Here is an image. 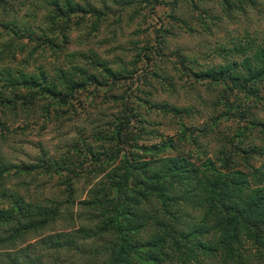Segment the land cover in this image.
Segmentation results:
<instances>
[{
    "label": "trees",
    "instance_id": "16d2710c",
    "mask_svg": "<svg viewBox=\"0 0 264 264\" xmlns=\"http://www.w3.org/2000/svg\"><path fill=\"white\" fill-rule=\"evenodd\" d=\"M135 2L148 6L165 4L172 6L173 11L178 9V0H134L133 3L122 0L120 11ZM256 3L257 0H216L222 17L227 20L253 8ZM48 6L52 10L48 25L53 30L58 27L63 42H66L65 31L72 17H78L72 23L77 27L80 17L91 18L87 28L93 33L107 16L88 1L81 5L73 0H48ZM188 7L205 17L209 24L220 20L209 9H201L200 0H190ZM4 9V0H0V10ZM199 15L197 18L201 21ZM169 17L186 26L180 15ZM12 22L2 24V29L9 30L11 36L18 39L16 23ZM185 30L191 29L187 26ZM25 31L27 34V29ZM162 33L173 34L168 30ZM26 38L32 41L30 32ZM229 41V47H221L216 53L222 63L207 70H194L195 60L174 52L181 67L180 78L190 76L193 82L206 81V91H218V101L211 105L225 109L221 117L236 118L248 128L256 129L264 140V122L249 109L255 102L264 110V37L244 32L241 37ZM46 47L52 53L58 49L53 40H49ZM150 49L143 47L147 55L137 53L136 58L153 62L155 66ZM157 53L153 51L155 57L160 56ZM31 56L32 51H29L17 62L16 68L0 72L1 140L4 133L8 135L9 132L7 118L15 117L17 108L22 113L39 110L46 119L51 108L55 120H69L78 113L71 103L76 93L88 88L94 93L103 88L109 90L117 82L130 79L134 73L122 67L112 69L92 51L66 53L63 66L52 67L51 76L41 65L34 67L37 72L29 73L26 68L35 62ZM4 57L15 60L9 51ZM147 72L142 77L143 86L152 87L147 80L159 79L160 86L172 87L173 83L165 82L167 78L158 71ZM23 89L25 92L20 93ZM144 95L150 96V93ZM111 98L120 101V115L94 128L90 134L98 149L107 148V151L93 150L87 145V136H78L71 148L77 157L81 152L85 157L91 154L92 164L88 169L84 156L74 162L63 157L60 163L52 161L49 164L59 175L61 171L66 172L62 184L67 200L73 182L104 173L90 187L87 198L81 201L84 212L79 216L81 224L76 229L49 232L59 217L60 204L54 199L24 201L6 186L9 171L14 167L0 160V205H3L0 208V264H264V159L258 166L248 162L250 156L264 157V151L249 142L242 144L247 136L237 131L235 137L240 138L232 144V154L219 150L214 157L201 156L196 145L198 135L184 134L189 127L179 124L184 131L176 135L175 140L171 136L162 138L153 131L161 140L151 145L150 151L155 154L169 151L170 154L145 160L137 154L140 149L137 142L144 134V127L135 128L134 125L146 122L140 113L136 115L138 110L149 105L173 116H189V108L150 104L146 98H134L135 101L129 102L126 95ZM36 100L45 103L38 107ZM6 111L12 114L7 116ZM243 126L241 130L247 127ZM210 130L206 124L196 129L203 136ZM184 143L193 146L194 153L184 150L181 146ZM109 146L114 147V151ZM102 155L104 160L100 158ZM234 155L240 158L235 159ZM102 164H110V169L106 170ZM14 169L17 170L13 172L15 176L26 170ZM28 237L35 240L29 243L25 241ZM24 242V246L15 248L16 244Z\"/></svg>",
    "mask_w": 264,
    "mask_h": 264
},
{
    "label": "rangeland",
    "instance_id": "374dc122",
    "mask_svg": "<svg viewBox=\"0 0 264 264\" xmlns=\"http://www.w3.org/2000/svg\"><path fill=\"white\" fill-rule=\"evenodd\" d=\"M73 1L81 5L88 1L95 8L102 9L107 16L97 31L93 33L90 32V28H87V23L91 22V18L79 16L82 21L79 20L80 26L77 27L72 23L78 17H72L70 27L65 31L66 42L62 41L58 27L53 30L48 25V15L52 13L50 6H48V0H4L5 9L0 10V72L3 69L16 68L17 62L29 51H32L31 57H34L35 60L26 68L29 73L37 72L34 67L41 65L45 73L51 76L52 67L58 66V64L63 66L64 55L73 51L82 53L92 51L97 57L106 61L112 69L122 67L134 70L130 79L117 82L109 90L103 88L94 93L91 88H88L86 91L76 93L71 103L77 107L78 113L69 120L64 118L60 119L61 122L55 120L51 108L47 119L39 110L33 113L27 110L22 113L18 108L15 117L7 118L9 132L8 135L4 133V139L1 140L0 138V160L9 163L11 167L23 168V170L26 168V170L18 172L15 176L13 172L17 170L11 168L14 170L10 169L6 186L17 192L24 201L54 199L60 204L59 217L49 232L71 231L81 224L79 216L84 211L80 203L87 198L90 187L104 175L103 173L96 178L87 176V179L83 177L73 182L72 193L67 200V192H65L62 184L66 172L61 171L62 173L59 175V172L53 170L49 164L52 161L60 163L59 161L63 157H67L71 162L76 161V159L81 160L84 152L80 153L79 158L71 148L72 142L77 140L78 136H87V145L94 148L93 150H98L101 153L102 149L107 151V148L98 149L97 143L93 142L90 134L94 128L111 121L113 118L116 119L120 115V109H122L120 101L111 98L112 96L120 98L121 95H126L130 100L129 102L146 98L150 104L166 103L168 106L189 108V116L183 114L173 116L164 113L161 109L150 108L149 105L138 108L136 115L140 113L146 122L143 125H134L135 128L144 127V134L137 142L140 147L137 154L145 160H153L162 155L170 154L169 151H159L155 154L149 148L161 140L154 134L161 135L162 138L171 136L175 140V136L184 131V127L179 124L189 127L187 131H184V134L191 132L192 135H198L196 145L201 156L214 157L219 150L223 154H232L234 150L232 144H235L240 138L235 137L237 131H242L241 135L247 136L242 144L249 142L254 144L255 148L264 151V140L261 139V135L257 134L256 129L248 128V125L238 122L236 118L230 117V115L221 117L225 109L222 106L214 107L211 105L214 101H218V91L210 89L206 91L204 87L206 81L193 82L190 76L180 78L181 67L178 64V59L173 55L174 52H178L180 55L190 58L191 61L195 60V64L192 66L196 71L207 70L219 65L222 61L220 56L218 57L216 54L217 50L221 47H229V40L241 37L244 32L249 36L264 37V0H257L253 8L246 9L242 14H236L231 20L222 17L216 0H200L201 9L205 11L209 9L211 14L220 17V20L213 24H209V21L199 15L198 12L189 9L188 2L190 0H178L176 11L171 9L172 6L165 4L148 6L135 2L136 4L129 5L120 11L122 0ZM123 1L134 2V0ZM192 1L196 2L197 0ZM103 5L105 9H103ZM133 11L135 12L133 13ZM171 14L180 15L186 26L175 23L169 17ZM198 15L202 17L201 21L198 20ZM12 21L16 23L18 39L12 37L9 30L5 31L1 26ZM202 22L207 27L203 26ZM187 26L190 27V31L185 30ZM25 29H27V34L30 32L32 41H29L28 37L26 38ZM163 30L171 31L173 34L166 35L162 33ZM49 40H53L58 45V49L53 53L46 47ZM143 47L151 48L149 53L152 56H148L154 58L155 66H153V62L136 58L137 53L147 55L148 51H142ZM12 49L16 51H10ZM19 50L21 51L19 52ZM154 50H157L159 57L154 56ZM8 51L13 53L15 60L11 61L4 57ZM147 71H158L167 78L165 82L173 83L172 87L166 88L164 84L160 86L162 82L159 79L147 80L146 83L151 84L152 87L143 86L142 77ZM24 92L23 89L20 93ZM3 93L7 96L6 91ZM147 93H150V96L144 95ZM240 98L238 96V100ZM45 100L48 102L47 99ZM231 100L232 98H229V101ZM36 103L39 107L45 101H37ZM251 106L250 111L258 120L264 122L262 106L255 102ZM253 106H256L257 109ZM11 114L12 112L6 111L7 116ZM203 124L211 128L206 136L196 131ZM243 125L247 127L241 130ZM181 146L184 150L189 149L194 153L195 148L188 143ZM109 147L114 151V147ZM240 147L241 145L238 147V153ZM100 158L105 159L103 155ZM234 158L239 159L240 157L236 155ZM263 159V156H250L248 162L252 166H258ZM84 161L87 163L88 169V166L92 164L91 154H87ZM105 167L106 170L110 169V164L103 165V168ZM2 207L3 205H0V208ZM34 240L32 237L25 239L29 243ZM25 244L26 242L21 245L16 244L15 248Z\"/></svg>",
    "mask_w": 264,
    "mask_h": 264
}]
</instances>
